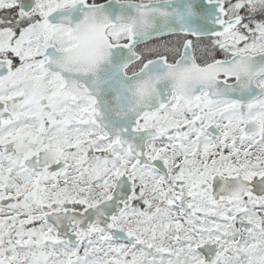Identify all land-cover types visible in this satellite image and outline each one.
<instances>
[{
	"label": "snow or ice",
	"instance_id": "6c2138e0",
	"mask_svg": "<svg viewBox=\"0 0 264 264\" xmlns=\"http://www.w3.org/2000/svg\"><path fill=\"white\" fill-rule=\"evenodd\" d=\"M0 264H264V0H0Z\"/></svg>",
	"mask_w": 264,
	"mask_h": 264
}]
</instances>
